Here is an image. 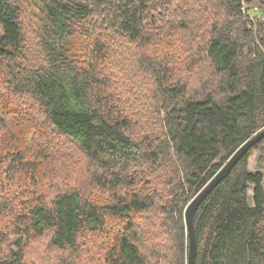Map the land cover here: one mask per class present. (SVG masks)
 Listing matches in <instances>:
<instances>
[{"label":"trees","instance_id":"trees-1","mask_svg":"<svg viewBox=\"0 0 264 264\" xmlns=\"http://www.w3.org/2000/svg\"><path fill=\"white\" fill-rule=\"evenodd\" d=\"M263 13L0 0V264H188L189 202L264 128ZM263 170L264 137L197 207L195 264H264Z\"/></svg>","mask_w":264,"mask_h":264},{"label":"water","instance_id":"water-1","mask_svg":"<svg viewBox=\"0 0 264 264\" xmlns=\"http://www.w3.org/2000/svg\"><path fill=\"white\" fill-rule=\"evenodd\" d=\"M264 137V128L257 132L253 137L246 141L230 158V160L222 167V169L214 176V178L203 188V190L194 197L186 208V222L190 238V252L188 264H195L196 258V239L194 231L193 218L197 207L202 200L209 194V192L230 172L234 164L255 144H257Z\"/></svg>","mask_w":264,"mask_h":264},{"label":"rangeland","instance_id":"rangeland-1","mask_svg":"<svg viewBox=\"0 0 264 264\" xmlns=\"http://www.w3.org/2000/svg\"><path fill=\"white\" fill-rule=\"evenodd\" d=\"M196 55H197L196 53H193V54H191L189 56L181 57L180 60L178 61L179 65L176 68H178V70H180V72L185 73V67H187V66L192 67V65L190 64L191 61L198 62V60L196 58ZM150 113H152V109L150 110ZM9 119H10V116H9ZM54 142H55V139L53 140V143ZM46 161H48V164H51L52 166L56 167V164L54 163V161H52V159L50 160V159L47 158ZM249 167H250V170L252 172H255L257 170L256 169V155H253L250 158ZM81 172H84V171L81 170ZM263 175H264V170H263ZM263 186H264V178H263ZM250 195H253V190L252 189H250ZM249 202L251 204H253L251 198L249 199ZM31 248H33L34 254H32L30 252V255L38 256V258L41 259L42 264H56L60 260L61 257H69L66 253H64V252L60 253L59 252L60 255L57 254V257L54 260L55 255L54 256H51V255L49 256V248L46 250L45 253H43V250H42L43 246H42V242H40V241H34L32 246H31ZM43 255H44V257H43Z\"/></svg>","mask_w":264,"mask_h":264},{"label":"built area","instance_id":"built-area-1","mask_svg":"<svg viewBox=\"0 0 264 264\" xmlns=\"http://www.w3.org/2000/svg\"><path fill=\"white\" fill-rule=\"evenodd\" d=\"M262 17L264 18V13H263V16Z\"/></svg>","mask_w":264,"mask_h":264}]
</instances>
